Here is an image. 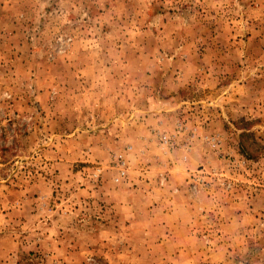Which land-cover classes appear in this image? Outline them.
<instances>
[{
    "label": "rangeland",
    "instance_id": "rangeland-1",
    "mask_svg": "<svg viewBox=\"0 0 264 264\" xmlns=\"http://www.w3.org/2000/svg\"><path fill=\"white\" fill-rule=\"evenodd\" d=\"M0 264H264V0H0Z\"/></svg>",
    "mask_w": 264,
    "mask_h": 264
}]
</instances>
